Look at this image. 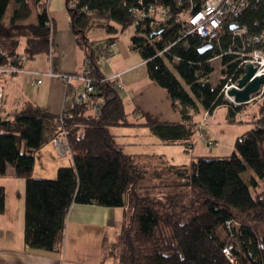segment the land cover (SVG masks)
Segmentation results:
<instances>
[{
    "label": "trees",
    "instance_id": "trees-1",
    "mask_svg": "<svg viewBox=\"0 0 264 264\" xmlns=\"http://www.w3.org/2000/svg\"><path fill=\"white\" fill-rule=\"evenodd\" d=\"M48 3L0 0V67H23L39 54H51V47L55 59L57 30ZM152 3L171 9L160 32L151 27L150 17L137 23ZM66 5L77 44L85 60L93 61L91 75H103V61L116 53L96 63L103 45L117 43V34L135 22L131 48L140 53L150 79L167 91L181 121H131L118 80L94 82L87 100L74 107L72 93L84 92L85 84L66 85L70 101L60 113L32 101L7 114L0 110V176L12 167L26 179V245L61 251L72 204H98L125 208L121 233L110 250L116 264H264V189H259L264 184V101L250 112L249 104L231 103L222 93L225 82L238 76L239 54L229 50L242 41L233 34V19L224 18L220 39L203 50L208 41L201 36L180 38L175 17L189 9L186 0H67ZM34 8L36 21H30ZM235 19L251 32L264 29V2L249 0ZM102 27L110 34L105 40L88 36ZM215 58L222 64L217 85L209 80ZM220 106H228L229 122L251 127L237 137L232 153L195 155L187 164L169 162L164 155L128 153L112 129L145 125L162 142L181 143L189 153L205 112L213 116ZM62 130L67 141L63 156H71L73 164L59 167L54 178L33 176L36 153ZM247 171L249 183L242 177ZM5 210L6 192L0 186V213ZM230 220L238 229L227 228ZM225 246L231 247L234 261L223 252Z\"/></svg>",
    "mask_w": 264,
    "mask_h": 264
},
{
    "label": "crops",
    "instance_id": "crops-1",
    "mask_svg": "<svg viewBox=\"0 0 264 264\" xmlns=\"http://www.w3.org/2000/svg\"><path fill=\"white\" fill-rule=\"evenodd\" d=\"M48 10L50 16L56 22L55 59H52L50 53H42L33 59L27 60L23 66L25 69L22 72L13 75L0 74V108L4 114L21 108L28 101L39 104L53 113H60L69 104L70 99L67 97L65 82L60 77L50 73H68L82 70L85 64V54L80 49L79 60L74 65L61 57L58 41V20L50 8ZM36 17L37 14L34 16L32 10L29 20L36 21ZM74 39L76 41L75 35ZM116 56L117 54L113 57ZM142 63L143 60L135 63H123L114 67L115 69L111 67L110 70L102 69V71L104 74L119 72L122 75L126 73L129 75L130 71L135 70L134 67ZM139 71L138 73L144 83L142 91H138V83L131 79H128L125 88L124 83H121L124 90H126L123 97L126 98L127 110L131 115L137 113L145 118L144 121L135 122H180L181 115L173 108L167 91L150 79L147 68L146 71ZM30 78V84L36 85V90L32 94H29L23 88L20 92L17 91L13 99L9 100L7 98V95L11 92L10 90L17 87L20 89L25 85L27 90L26 84H29ZM38 80H41V82L38 83ZM73 83L75 85L81 84L78 81ZM130 106H133V109ZM224 107L228 106H220L215 110L211 122L216 120L218 111ZM226 120L228 119L226 118ZM128 136L135 135L129 134ZM118 141L126 150L127 143L125 141L121 142L120 139ZM131 144L136 143L133 141ZM127 152L134 154L148 153L144 151ZM63 160L68 161L64 162ZM41 163H44V166ZM72 164V157L60 156L55 144L50 142L36 153L33 176L54 178L59 167ZM0 186H3L6 192V210L4 213H0V264H116L110 250L117 243L125 221L124 207H120L123 209L122 224L111 240L108 238V230L115 221H118L116 210L118 207L73 203L67 217L63 249L61 251L31 249L25 242L26 179L16 176L14 169L10 167L6 175L0 176Z\"/></svg>",
    "mask_w": 264,
    "mask_h": 264
},
{
    "label": "rangeland",
    "instance_id": "rangeland-1",
    "mask_svg": "<svg viewBox=\"0 0 264 264\" xmlns=\"http://www.w3.org/2000/svg\"><path fill=\"white\" fill-rule=\"evenodd\" d=\"M66 1L67 0H49L48 8H50L52 13L58 20V41L60 43V50H61L60 55L62 58H64V60H67L68 62H71L74 65L76 61L79 60L80 57V46H78L77 41H75L73 31L70 27ZM11 10H12V5L9 9V12ZM33 14L34 16L37 14L36 8L33 9ZM135 33H136V24L134 22L133 24L129 25L126 28V30H124L123 32L120 31L117 34V41H116L117 43L115 48L116 49L115 55L117 54V56L115 58L111 57L110 60L103 61L102 69L110 70L111 67L114 68L123 63H135L136 61H142V57L140 53L134 51L131 48V37ZM88 36L91 39H95V40H105L110 36V34L106 30V28L102 27V28L92 29L88 33ZM212 63L214 65V71L210 75L209 80L212 82L213 85H217L222 76L221 59L215 58ZM134 68L136 71L135 70L130 71L129 75H127L128 73L121 75V80H122L121 83H124L125 85L124 88H125L128 83L127 82L128 79H131L132 81H136L138 83L139 86L138 91H142V89L144 88V83L142 82V78L138 73V71L139 70L146 71V65L143 62L142 64ZM2 73L7 74V72H1V74ZM8 74L13 75L15 73L9 72ZM30 80L31 78L29 79V84H26L27 90L25 85L23 87H20V89L17 87L15 89L10 90L11 92L7 95V98L9 100L13 99L15 94H17V91L20 92V90H23V88L25 89V91H28L29 94H32V92L36 90V85L33 86L32 84H30L31 82ZM124 88H122L120 91L122 96L123 93H125L126 91L124 90ZM254 97L255 98L253 100L240 105L245 106L246 104H249L247 110L250 112L255 110L257 108V105L261 104V102L264 101V94L261 93L254 94ZM227 99L229 100V102L231 103L233 102L231 99L229 98ZM130 108L133 109V106H130ZM228 113H229V108L224 107L218 111L217 118L213 122H211L213 116L209 117V119L204 123L202 121L203 123V125L201 126L202 129L199 131V134L197 135L195 147L192 148L189 153L185 150V147L181 143L167 144L162 142L156 135H154L150 131V128L145 125H136L132 127L117 126V127H113L112 129L113 132L117 135V139H120L121 142L125 141V143H127L125 146L127 151H144L155 155H161V156L164 155L169 162L176 164H187L190 163L189 162L190 159H192V157L195 155L204 154V155L222 156V155L230 154L235 150L237 137L245 133L251 127V125L248 124L247 122H228V120H226ZM130 119L133 121L140 122V121H144L145 118L141 114L132 113ZM201 131L204 132L205 135L202 136ZM125 134L128 135L132 134L135 136L130 137ZM210 137L215 140V143H213L212 141V143L208 144L207 140ZM133 141L136 144L134 145L131 144L133 143ZM63 161L66 162L68 160L66 161L63 160ZM41 165L44 166V163H41ZM242 177L248 183L251 180L250 173L248 171L244 172L242 174ZM44 178H51V177H44ZM259 189H264V184ZM116 210L118 212L117 213L118 221H115L113 223V226H111L108 230V238L110 240L113 239L114 233H116V231H119L120 226L122 224L123 209L118 207Z\"/></svg>",
    "mask_w": 264,
    "mask_h": 264
},
{
    "label": "built area",
    "instance_id": "built-area-1",
    "mask_svg": "<svg viewBox=\"0 0 264 264\" xmlns=\"http://www.w3.org/2000/svg\"><path fill=\"white\" fill-rule=\"evenodd\" d=\"M183 0H178L179 4ZM189 2V9L176 14L175 21L180 23L181 26V37H187L189 35H199L206 41L213 43L215 40H219L221 33L224 30V18L230 16L233 19L231 28L233 25H237L232 28L233 34L240 37L242 45H233L230 47L229 51L236 52L238 56L237 69L238 76L235 78L231 76L227 82L223 85L222 93H224L226 98L233 99L228 95V91L238 86V81L245 73V68L247 64H253L257 71L256 75H264V29L258 32H251L248 25H239L235 18H237L249 4V0H202L198 3L197 0H186ZM264 2V0H259ZM136 11L140 12L139 9ZM171 9L165 6H160L158 4H150L139 16L140 19L150 17L152 18L151 27L155 30L164 29L166 19L170 18ZM116 48V43L109 42L103 45L102 55L100 58L96 59V63H101L102 59H109L111 54L114 53ZM168 48H165L160 52L163 53ZM52 55V47H51ZM91 58L85 60L84 67L80 72H51V75H56L60 77L66 85L73 83L75 81H81L85 84V91L79 92L75 91L72 96L75 99L71 102L70 107H74L75 103H81L87 100L88 93L94 90V82L97 81H107V80H118L119 85L121 82V73L113 72L110 74L103 75H91L92 69L90 64L92 63ZM24 71L23 67H17L15 65L9 64L7 66L0 67L1 72L7 73H19ZM255 75V76H256ZM41 80H38L40 83ZM118 85V86H119ZM264 94V83L260 86L259 90L251 95V100H253L254 94ZM233 103V102H232ZM235 104V103H234ZM211 117L209 112H205L203 117V122L207 121ZM66 132L62 130L61 135L54 138V143L60 155H65L67 152V141L65 138ZM212 143V141H210ZM239 224L233 223L231 220L227 223V228L232 230L233 228L238 229ZM261 246L264 245L263 242L260 243ZM223 252L227 255L229 259L234 261V254L230 246H225Z\"/></svg>",
    "mask_w": 264,
    "mask_h": 264
},
{
    "label": "water",
    "instance_id": "water-1",
    "mask_svg": "<svg viewBox=\"0 0 264 264\" xmlns=\"http://www.w3.org/2000/svg\"><path fill=\"white\" fill-rule=\"evenodd\" d=\"M236 26L233 25L232 28ZM162 30H159V32ZM212 47L213 44L207 42L202 49L205 50ZM256 71L257 69L253 64H247L244 75L238 81V86L228 91V95L233 99L235 104L240 105L251 101V95L257 92L264 83V75H256Z\"/></svg>",
    "mask_w": 264,
    "mask_h": 264
}]
</instances>
